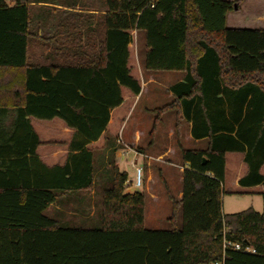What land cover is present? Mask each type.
<instances>
[{
	"label": "trees",
	"instance_id": "obj_1",
	"mask_svg": "<svg viewBox=\"0 0 264 264\" xmlns=\"http://www.w3.org/2000/svg\"><path fill=\"white\" fill-rule=\"evenodd\" d=\"M239 1L0 0V264H264V29L226 26ZM135 30L146 70L183 72L157 115L174 109L207 139L180 149L182 197L170 198L167 229L144 227V195L124 191L106 129L111 110L140 92ZM32 42L46 50L41 62L30 61ZM54 119L71 133L64 161L47 165L33 121ZM100 137L97 157L88 145ZM226 152L243 155L239 186L261 185V212L223 213ZM94 187L90 225L47 213L83 212Z\"/></svg>",
	"mask_w": 264,
	"mask_h": 264
},
{
	"label": "crops",
	"instance_id": "obj_2",
	"mask_svg": "<svg viewBox=\"0 0 264 264\" xmlns=\"http://www.w3.org/2000/svg\"><path fill=\"white\" fill-rule=\"evenodd\" d=\"M252 1L241 0L239 10L227 12L225 18L226 26L264 29V0H257L259 4L257 3V6L251 9V5H254ZM236 15H242V26L237 24L239 21L236 20ZM137 32L141 31H134V33ZM142 59L144 65V55ZM177 72L180 73L177 76L174 75L175 80L171 84H168V86L155 80L153 76L148 75L146 79L140 82V92L138 95L125 97L119 106L111 110L106 128L112 139L116 140L117 143L122 141L121 146L124 147L122 151L117 149L115 152V160L119 170L127 173L124 191L126 193L139 191L144 195L143 225L147 229H161L159 227L165 225L164 222H166L168 228V218L172 209L171 199L180 201L182 197V173L186 165L181 161L180 149H205L207 146L206 138L194 139L190 135L191 122L181 115L178 116L174 109L157 115L156 109L174 100V96L168 88L182 79L183 72ZM160 83L163 84L164 88H167L164 97L168 99L166 102L164 101V104L158 106L161 99L152 91L158 90L153 85L158 86ZM62 126L67 134L70 135L71 130L64 127L63 124ZM116 137L118 138L116 139ZM67 141H65V155L67 153ZM103 144V138L100 137L97 141L90 143L88 147L96 148ZM38 149L37 153L39 157L47 165L61 164L65 159L64 155L62 162H57L59 156H62L60 154L62 151L56 150L52 151L48 160H46L39 154ZM123 155H125L124 157H129V160H125V162H129V172L125 168L120 167ZM263 165L264 163L260 168V173L264 175L261 172ZM135 167L142 168V184L139 188L133 184ZM245 172L246 165L243 162L242 153L226 152L222 186L224 193H229L231 196L237 198L243 195L248 196L252 193L261 195V185L250 187L239 186L238 179ZM224 197L225 195L221 197L223 213L227 211L229 213L234 212V208L227 211L223 208L230 202L235 203V201H238L235 200L237 198L224 200ZM254 205L256 207L254 209L259 211L261 206L258 200H255ZM51 207H54V205ZM54 208L59 209L58 206ZM59 210L62 211V209ZM176 222L178 226L181 224L180 206L177 210Z\"/></svg>",
	"mask_w": 264,
	"mask_h": 264
},
{
	"label": "rangeland",
	"instance_id": "obj_3",
	"mask_svg": "<svg viewBox=\"0 0 264 264\" xmlns=\"http://www.w3.org/2000/svg\"><path fill=\"white\" fill-rule=\"evenodd\" d=\"M252 2L254 5H251V9L257 6V3H258L257 0H253ZM240 7H241V0L238 3V10L240 9ZM236 17H237L236 20L239 21L237 22V24H239V26H242L243 25V23H241L242 15H236ZM130 46H131V49H130L131 56H130L129 64H130L132 74L138 78L139 82L146 79V77L150 75V76H153L155 80L165 83L166 86H168V84H171L175 80V76H177L180 73L177 71L173 72V71H147L145 70L144 65H143V59H142L144 55V50H145L144 38H143L142 32H137V33L132 32V43ZM45 51L46 50L44 46H42L41 44L39 45V43L32 42L29 46V58L31 59L30 61L34 62L35 57H36L38 62H41L43 60ZM162 83L158 84V86L155 84L153 85L154 87H157L158 90L155 89L152 92L157 94V96L160 97L161 99L160 104L158 106L164 104V101L166 102V100L168 99L164 97V93H166L167 88H164ZM33 122H34L35 128L37 130V133L40 139L43 141L38 149L39 154L42 155L44 159L48 160V157L50 156L52 151L61 150L62 152L61 153L59 152V153L62 156H59V158L57 159V162H62L63 157L65 155L64 153V149L66 148L65 141H67L69 138V134H67L66 130L63 128L62 123L59 122L58 120H51V121H35L34 120ZM117 138L118 137H116V139ZM118 143L116 142V140L114 141L116 150L123 149L124 147L121 146L122 141ZM101 147L102 146L96 147L97 157L98 155L102 153L101 152L102 150L100 149ZM124 156L125 155H123L120 161V167L125 168L129 172L130 170V167L128 166L129 162L128 161L125 162V160H129V157L128 156L124 157ZM115 159L116 158H115V153H114V160ZM115 163H116V160H115ZM99 170L101 171V167L99 168ZM261 172L264 173V165L261 169ZM93 192L95 193L93 194L94 197L92 196V199H94V201L90 200V205L86 206L83 212L74 210L72 206H69L65 209H62V215H60L59 213L55 212V210L57 209H55L54 207L58 206L59 209H61V207L58 204L57 205L55 204L54 207H51L48 209L47 213L51 216L52 215L55 216L56 218H60L62 222L64 223L76 224V225L82 224L84 226H88L91 223L90 218L92 217L93 212L95 213L98 208L97 201L99 200V196L97 193L98 192L97 188L95 187L92 188L90 191L87 192V194L89 196ZM222 195H225L224 200H227L229 198L231 199L237 198L235 196H231L229 193H226V192L223 193ZM235 200H238V201H235V203L230 202L229 204L224 206L223 209L227 211V210H231L232 208H234L235 210L234 212H238V211L244 210L252 206H253L252 208L254 209L255 200H258L260 206L262 207L261 195H257V193H252V194H249L248 196H244V195L239 196V198ZM261 207L258 212H261L262 210ZM234 212H231V213H234ZM226 213H229V212L227 211ZM164 224L165 225L159 228L161 229L167 228L168 225L166 224V222H164Z\"/></svg>",
	"mask_w": 264,
	"mask_h": 264
},
{
	"label": "built area",
	"instance_id": "obj_4",
	"mask_svg": "<svg viewBox=\"0 0 264 264\" xmlns=\"http://www.w3.org/2000/svg\"><path fill=\"white\" fill-rule=\"evenodd\" d=\"M123 149H121L122 151ZM133 184L135 187L139 188L142 184V168L141 167H135L134 168V179H133ZM228 245H231L234 249L236 250H243L245 252L248 253H254V249L249 247V246H245V247H240L239 244H231V243H227ZM215 264H220V263H215Z\"/></svg>",
	"mask_w": 264,
	"mask_h": 264
},
{
	"label": "water",
	"instance_id": "obj_5",
	"mask_svg": "<svg viewBox=\"0 0 264 264\" xmlns=\"http://www.w3.org/2000/svg\"><path fill=\"white\" fill-rule=\"evenodd\" d=\"M204 160V159H203Z\"/></svg>",
	"mask_w": 264,
	"mask_h": 264
}]
</instances>
